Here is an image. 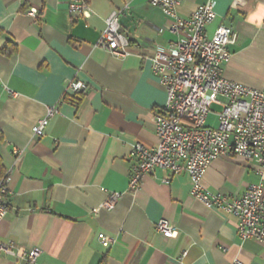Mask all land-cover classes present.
<instances>
[{"label":"crops","instance_id":"crops-1","mask_svg":"<svg viewBox=\"0 0 264 264\" xmlns=\"http://www.w3.org/2000/svg\"><path fill=\"white\" fill-rule=\"evenodd\" d=\"M66 1L0 0V181L7 177L9 190L0 243L39 249L35 264H264V244L241 243L234 217L188 195L187 173L156 169L136 190L127 185L131 146L156 145L153 115L166 100L149 65L156 45L176 39L160 8L150 0H87V15L76 16ZM215 1L206 35L219 24L236 33L221 75L262 88L264 16L259 26L248 18L264 0ZM202 2L178 0L176 11L188 16ZM119 8V31L137 50L124 58L96 45L107 16ZM69 80L85 85L77 103L65 89ZM52 106L44 133L33 135L32 126ZM219 109L212 105L208 124L216 123ZM203 180L212 192L241 195L264 180V166L221 155ZM111 191L120 193L114 208L93 212ZM160 219L177 230L175 237L156 230ZM99 234L113 242L103 245ZM0 264L28 263L0 249Z\"/></svg>","mask_w":264,"mask_h":264},{"label":"built area","instance_id":"built-area-1","mask_svg":"<svg viewBox=\"0 0 264 264\" xmlns=\"http://www.w3.org/2000/svg\"><path fill=\"white\" fill-rule=\"evenodd\" d=\"M71 15L88 13L87 0H67ZM169 20L167 29L176 39L156 45L149 57L151 71L163 85L166 100L163 107L154 113L153 124L157 143L147 148L133 143L130 155L134 158L128 187L136 190L144 176L156 169L170 174L185 172L191 182L189 194L205 208L225 212L236 220V231L241 243L254 239L264 244V180L250 183L241 195L215 193L209 190L203 175L210 162L221 155H241L255 159L264 166V84L260 89L251 88L224 78L222 65L230 59L228 46L234 44L235 31L219 24L212 35H206V25L216 16L215 0H204L188 16L177 13L178 0H150ZM124 8L114 9L105 20V26L96 45L117 58H124L137 50L119 31L120 17ZM35 15L36 9H30ZM66 90L85 92L79 80H69ZM220 105L216 123H207L212 105ZM45 115L32 126L33 135L44 133L49 118L56 112L55 106L46 108ZM168 179L163 178L162 183ZM7 177L0 181V221L9 210ZM120 197L116 191L108 192L100 208L112 210ZM155 228L168 237H175L177 230L167 220L160 219ZM103 245L113 238L99 234ZM0 249L18 255L28 264H35L39 249L18 250L11 240L0 243ZM187 254L183 250L178 260ZM231 264H244L233 259Z\"/></svg>","mask_w":264,"mask_h":264},{"label":"clouds","instance_id":"clouds-1","mask_svg":"<svg viewBox=\"0 0 264 264\" xmlns=\"http://www.w3.org/2000/svg\"><path fill=\"white\" fill-rule=\"evenodd\" d=\"M264 16V6H261L260 10L257 13H254L249 16V22L255 23L259 26L262 23L261 17Z\"/></svg>","mask_w":264,"mask_h":264},{"label":"trees","instance_id":"trees-1","mask_svg":"<svg viewBox=\"0 0 264 264\" xmlns=\"http://www.w3.org/2000/svg\"><path fill=\"white\" fill-rule=\"evenodd\" d=\"M13 50H15V47L13 48ZM82 95H83V92H77V93H74V95L72 97H69V99L72 100L73 102L77 103L81 100ZM64 97L66 98V96H64ZM102 262H101V264H102Z\"/></svg>","mask_w":264,"mask_h":264}]
</instances>
